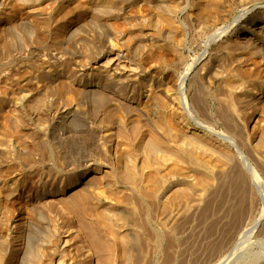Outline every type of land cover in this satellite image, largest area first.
<instances>
[{
	"label": "rangeland",
	"instance_id": "1",
	"mask_svg": "<svg viewBox=\"0 0 264 264\" xmlns=\"http://www.w3.org/2000/svg\"><path fill=\"white\" fill-rule=\"evenodd\" d=\"M25 1L27 2V4L28 3L32 4L36 9L46 8L45 10L55 7L56 5H58V3L64 4V2L65 3L66 1L68 2V0H25ZM80 1L83 2V0H80ZM88 1L92 6L94 7L99 6L100 9L101 8L103 9V6H104L103 10H105V8L107 7L108 8L112 7L113 4L117 0H86V1L84 0V2H88ZM122 1L125 4V7H127V9L129 8L130 10H134L138 8L140 9L141 5H143L142 7L145 8V11H143L144 14L141 13L142 14L141 17L145 23V26L147 27L153 26L151 28L153 29L155 28L158 31H160L159 29L161 30L170 29V26L173 25L174 27L183 29L186 34L185 41L180 48L182 52L180 51L181 53L179 54V57L177 56V59L179 58L177 61L179 62L180 60V63L178 64V70H177L178 72H176V75H174L175 78H177V76L179 77L182 71L191 67L187 75V78H186V84L183 89L184 91H182L181 86H179L180 85L179 82L178 83L175 82L173 84L172 91L167 90L165 87L157 83L156 85H154L155 91L158 94H159V91L160 92L162 91L164 96L167 95L168 100L170 99L168 103L170 102L169 106H171L170 107L171 109L173 108L171 110L173 112V116L172 115L171 116L173 119H175L174 121L176 122L175 123L176 127L174 131L178 132V133L176 132L177 137L175 138L172 137L173 135L168 136L167 133H164V135L165 134L167 135L166 136L167 138L164 137L166 138L165 140L167 142L169 141L168 143H170V144L168 143L166 144L164 143V144L170 145V146L172 145L171 147L172 148L174 147L176 149L178 147L179 148H183V147L189 148L191 144L189 143L190 144L189 145L187 141L191 139L190 137H194L191 140L192 141L195 140V142H198V143H197V146H196V143L193 145L194 147L196 146L195 149L194 147L192 148V146L191 148L194 149V151H196L197 153L202 154L203 152V155L207 154L209 157L213 155V157L215 158L213 160H216V156L220 155V153L223 154L227 152L226 154L232 155L231 156L232 165L234 164L235 166L240 168L242 171L244 170L243 172L247 176H249V180H250L249 188L251 190H249V196L251 195L253 200L252 198L249 197L250 200L252 201L250 203V200H249L248 206L250 208L247 207L245 211L247 212L246 219L253 220V218L258 219L259 216L261 217L258 227L255 229V231L252 232V234L250 232V227L253 226V223H251L250 225V224H247V223H250V221H246L245 223L246 225H244L243 229L239 232L240 234H236V237L234 236L228 237L229 240L228 238H226V241H227V242L225 241L226 244H224L223 242L222 247L219 245L220 248H218V246H216L218 235H216V232L214 233L211 231L212 228L216 227L213 221L216 218H213L212 216L211 217L207 216L208 213H205L206 212L205 208H207V206L205 205H207V203H204V202H207V200L209 199V196L211 195V188L215 189L217 186L216 184H218L216 182L219 181V183H221V180L225 179V177H223L224 175L222 174H224L225 171L228 172V170L230 169L229 167H232V165L229 166V164L226 163L227 162L225 160L226 157L224 156H223L224 158L223 157H221L222 159L217 158L218 160L212 162L214 166H212V163L210 162L209 165L211 166V168L210 166H208L209 169H207L208 167L205 168L206 166H204L201 170L199 169L200 171L192 170V172H189L191 170L190 168L188 169V166L184 164H181L180 166V164H177L176 170L177 171L179 170L178 172H176L178 174L175 173L177 178L174 174H172V177L170 179L171 180L173 178L174 179L171 183V187H169L167 189L168 191L166 190V192H169L170 194L168 196H170L171 193L175 192L174 190L181 189L183 191L185 186H188L186 187V189H188L189 192L188 190H186L188 193L187 194L185 190H184L185 193L183 191V194L186 195L185 196L186 198H184V200L182 201L186 202L188 198L187 201L189 203L187 202L186 204L184 202L185 203L184 204L180 202V205L178 204L177 206H174L173 215L175 217L173 216L172 217L173 219L171 218V220H169L168 222L169 226L166 223V227L168 228L164 227L166 229H171L169 228V227H172L171 222L173 226H175V228L173 227L175 230H173L172 232L174 233V235H176L175 236L176 243H175L174 250H173L174 260H171V264H233V262H235L237 259H240L238 258L240 257L238 255H241L242 253L247 252L249 248H251L249 249V251H254L255 249L256 252L257 251L260 252L261 248L262 250L264 249V242H263L264 239L262 236V230L264 229V216L263 215L261 216L262 213L264 214V194H263V191H264V182H263L264 181V176H263L264 175V167H263L264 166V159H263L264 158V148H262V146L264 147V142H263L264 141V136H263L264 135V110H262L263 108H260V105L262 104V102H264V94L262 93L258 96L257 95L255 96V94L253 95V90L252 91L249 90L248 92L252 94V96H249L247 92V95H244V99L243 98L241 99L239 97V99H237V101L239 100L237 103L240 105L243 104L242 109H244V113H246L245 114L246 116L244 119L240 118L242 116L241 115L242 111L241 112L240 110L238 111V108L234 107V105H230L229 101L226 100L230 97V94H228V92H230L229 88H227L226 86L228 82L227 79L230 77L228 74L227 67H228L229 61H231V59L227 57L228 55L226 53L229 50H231L233 46H234L233 49L239 48L240 46H242V39L238 38V33L241 30L244 31L247 20L248 21L249 20L258 21L264 25L263 23L264 22V0H255V1L252 0L253 2L250 0L251 1L250 3L247 2L249 0H235L233 4L231 3V5L228 6V9L230 10L232 9L231 11L229 10L230 11L228 13L229 15H225V16H223L222 13L219 12V10L214 11V8L213 10L212 8L206 9L205 3H199V1L197 0H177L176 4L177 3L178 4L175 10H171L170 9L171 7L169 8L168 4L157 2L154 0H122ZM198 7L203 10L199 9ZM208 10H212L209 12L211 15L208 14ZM201 11L203 12V14ZM216 13H217V16H216ZM173 20L174 22H172ZM104 21L106 23L107 22L109 23L108 24V26L110 25L109 28H106L107 26L106 27L104 26L106 29H103L104 27L95 28V26L93 25L87 26V24L84 26L85 28H83V30L79 34V37H85L86 38L85 40H87V43L85 44L86 46L84 47L85 51L82 53H79L77 55L65 54L62 56V54H60V52L58 51L60 48V45L58 44L57 40L51 39V36L49 35L48 30L46 31L40 30L39 34L43 38H45L46 43L43 44V46L37 50L38 52V53L36 52L37 55L32 54L28 57L29 59L27 58L25 59V61L18 62L16 60L13 62L12 61L9 62L8 65L5 64L7 65L5 67L0 66V94L5 89L12 90V88L14 87L13 91L15 90L16 91H15V94L12 93L13 94L12 99L18 102V103L16 102L17 103L16 106H1L0 105V177L4 179L5 178L9 179L11 181H15L18 178L21 181L23 177L24 180L22 179V183L25 182L27 185L25 183L22 185V183L20 182L21 186H20V190L18 191V193H21L22 189L23 190H25V188L28 189V186L31 187L30 195H27L22 201H20L19 204L10 205V207L8 208L9 210L7 209L8 211H6V214H7V217L11 219V220L9 219L10 227L12 226L11 228H16L20 225H24L25 224L24 222L29 221L30 218H31V221L34 220V223L36 224V225L34 224L36 226V229H34V234H35V238H37L36 239L37 241L35 240L34 242L35 244L36 243L39 244V240H42L44 238L43 236H46L45 234L48 235V233L50 234L53 233L54 235H56L55 233H57L56 235L57 240L55 239L54 240H55V243L57 242L56 244H58V248L60 250L66 251L67 253V256L65 259L66 262L70 261V258L71 256H73V253H74L76 255V260H77L76 264H95V263L100 264V261L98 260L99 257L97 256L98 253L96 252L97 247L92 241V238L88 237L89 236L87 234L88 232H85V231H89V229H87L88 227L85 226L87 225L85 221L88 220L90 221L88 222V224L89 223L92 224V222L97 223L99 219H101L100 221L103 224L100 221L98 223L99 225L102 224L101 227L105 225L102 228L104 229L106 227L107 229L105 228V231L107 230L109 231L108 233L110 236L109 240L113 239L114 236H119V238L122 239L123 236L120 237V235L126 234V243H128L126 244L127 246L126 253H128V255L131 258L127 254L126 255L128 257L121 256L122 253L123 255H125V253L117 251V253L114 252V254L116 253L117 256L119 255L120 256L118 258L115 255L114 257L116 260L114 259L115 261H113L112 259L113 261V263L111 262L112 264H116V263L123 264L122 261L124 262L125 260L126 262L127 261L128 262L127 263L124 262V264L125 263L129 264V262L130 263L132 262L130 260L133 259L134 255L135 257L138 255L139 257L144 256L146 258L147 256L146 254L150 255V256L148 255L146 260H148V258L149 259L151 258L152 262L154 261L153 264L154 263L155 264H162V263L168 264L166 260L167 252L163 250V251H159L157 254L149 253L150 251L147 250L149 249L148 248L149 244L147 245V243L149 242H147L146 239H145L146 241L145 240L143 241H145L144 244L147 245L148 247L146 246L145 248V245H143L145 248L144 250H146L145 254H143L144 250L142 251L141 249L142 247L141 242H140L141 238H139L138 236L140 228L138 227L139 229H137V226H135V224L128 225V221H126L127 206L125 204L126 201L124 202V197L126 196V157L129 158L130 155H129V152H127L129 147H127L126 145V136L119 134L120 130H121V133H124V134L126 133L125 131L126 119H127L126 118V95L124 98H121L118 95L110 94V98L102 97V99H100L99 96L96 97L95 95H93V93L87 94L85 92V87L77 83L76 78L73 79L71 77H68L69 74L63 75L61 77L54 78V81H52L50 88H49V89L51 88L52 89L49 90L48 96L46 98L47 104L49 106L48 105L46 107L43 106V108H46L45 110H48V111L42 114L43 115L42 120L41 119L37 120L33 118L34 117L33 113L35 111L32 110L33 111L32 112L31 109L27 110V108L24 105H22V99L24 97V94L27 92L21 91L20 89L22 88H18L17 87L18 84L15 85V83H17L18 81H21L22 79L30 75L34 82L33 85L35 87H38L42 82L40 81V78L36 76L37 72L35 73L34 69H37V67L38 69L39 68L43 69L44 67L49 66V65H51L53 68L54 67L60 68L63 64L64 65L67 64L70 67L74 66L75 69L73 70L75 72H77L78 70L77 67L84 66L86 67V71H85L86 77H88L89 75L95 76V75H99L102 73L114 72L116 75H119L122 78H126V75H136L140 73L141 68L139 69L138 66L135 67V65H133L130 60L128 61L129 58L131 59L135 57L134 53H130L129 48L131 49L133 45L136 44L137 42L136 30L127 20H126L127 21L126 26L127 25L129 26L126 29L128 28L129 29L126 30L125 28H123L122 23L124 21V18L120 16L119 13H115V11H111L110 13H108L106 18H104ZM198 23H200V25ZM155 29L154 31L158 32ZM53 30L51 31V33H53ZM105 32L108 33L111 37H114V41L117 43V45L125 51L123 52L122 56L121 55L119 56L115 52L112 54H105L103 56L100 55V51L102 50L101 46L103 45L101 44L102 39L100 36L103 37V35L106 34ZM127 37H129L130 40ZM226 45L227 47H225ZM142 46L137 47L139 50L136 49L135 51L138 59H139V56L142 57L146 53V50L143 49L146 47H144V45ZM98 50L99 52H97ZM126 50H128L127 59H126ZM223 50L226 52H224ZM223 53L226 56H223ZM170 56L174 57L175 55H170ZM217 57H221L220 63L223 62L221 63V66L219 62H217V64L213 66L214 62L212 61H214V59L217 60ZM259 58L257 57V59ZM131 65L133 66L131 67ZM211 65L215 67L216 69L220 68L219 69L220 71L218 70L219 71L218 73L219 74L221 73L220 79L217 81L218 84L216 82L214 85L213 83L211 85V84H208L207 82L208 76L210 73L209 70L212 69ZM140 74L144 75L145 71H141ZM202 84H204V86ZM174 87L176 88V90ZM187 87H188V90H187ZM208 87L209 88L213 87L212 88L213 90H210ZM242 87L244 86H240L236 88V91L240 92ZM206 88H208L207 90H210V93L212 95L211 94L209 95L205 91ZM123 91L126 92L124 89ZM179 91L181 95L184 92L183 98H185V100L184 101L182 100L181 103H184L185 105L180 104V102L177 101L179 100L177 99L178 97L176 98L172 97V96H176L175 93ZM203 91L205 93H203ZM213 91L216 94L219 93L217 95H219L220 97L215 95L217 98L218 97L220 98V99H217L219 102L215 100V98H212L214 95ZM201 92L203 93V95H201L202 94ZM145 94H147V92ZM206 94L208 95L206 96ZM190 96H193L194 99H192L193 97H190ZM198 96L200 99L199 101L202 103V105L198 101ZM203 96H206V99L205 97L202 98ZM144 97L142 100L143 104H140L139 106L140 109L143 111L142 113H144V107L146 104L145 102H147V99H148V97H145V98ZM193 100H195V102ZM240 100L243 102H241ZM224 102L225 104L223 106ZM260 102H261L260 105H255V104H259ZM131 104L138 105L139 103L135 102ZM227 105L229 106L228 108H227ZM256 106L258 108H256ZM254 108H256L257 110L256 109L253 110ZM110 110L111 112L114 113V117H115L114 119L111 118V121L108 115V111L110 113ZM141 110L139 111L141 112ZM160 110L161 109H158L157 110L158 113L157 112L155 113H157V115L158 114L160 115ZM28 111H30L31 114ZM222 111L224 112L225 115L223 114ZM253 111L255 112L257 111V112L253 114ZM135 112L136 113L133 112L134 115L131 113V116L129 117L128 119L129 121L127 123L128 125L130 124V126H132V124L133 125L136 124L139 130L145 131V135L143 137L144 139H142L141 142H143V144H147L148 139H150L149 137L151 136L149 133L152 130V128H150L151 125L153 124V122L154 124L156 123L159 125V123H157V119L159 115L157 116L155 114L153 117H156V118H153L152 123L149 122L150 123L149 124L145 121L144 115H142L138 111H135ZM163 112H161L162 114L160 115V117H162L165 114V113L163 114ZM64 113L67 116L68 115L73 116L76 113H78L75 116L79 115V117H81V120L80 119L78 120L81 121L79 125L81 124L80 131L81 130L82 131L80 132V136H77L78 138L75 137V141H74V138L66 136V133L61 128L62 127L61 125H63L65 117H66ZM106 114L108 117H106ZM206 114H209V115H206ZM184 116L185 117L187 116V118H185L186 121L182 120V118L184 119ZM224 116L227 118L233 117L234 120H236L240 124L242 122V126L243 128H245L244 131H245V136L247 139L246 147L243 146L244 144L243 145L240 144L242 142H240L239 138H236V135L229 129L227 123L225 124ZM187 120L191 122L190 123L191 126L185 125ZM220 120H222V122ZM140 121H141V124L144 121V124H142V126L140 125ZM196 122H199L200 125ZM145 124L148 127L147 129L145 128L146 127ZM122 126H124V128H122ZM143 126L144 128H142ZM192 126H196L197 128H199L200 133L197 132L196 130H193ZM227 128L229 130H227ZM123 130L125 132H123ZM146 130L149 132H147ZM79 137H80V141H79ZM173 138L176 140V142ZM72 140L75 143L77 142L76 143L77 148H74L72 146V144L74 143ZM77 140L80 142V144ZM81 140L83 142H81ZM70 142H73V143L70 144ZM260 142L263 144H261ZM198 145L199 146L201 145L202 147L201 146L198 147ZM44 147H46L47 149ZM50 147L53 149L52 151ZM45 150H48V151L45 152ZM76 150L78 152H76ZM61 159L62 161H60ZM130 159L131 158H129L128 160ZM220 160L221 161L224 160L226 162L224 161L221 162ZM58 161L61 162L62 164L61 163L59 164ZM140 161H142L141 158L139 159L138 162ZM91 162L94 163L93 164L94 172L87 175L84 183H78L76 186L72 187L71 189L66 190L65 180L68 178V176L70 177L72 175L71 177L72 178L74 177L76 179V176H78V172L80 173L84 171L88 167L87 163H91ZM216 162L218 163V165L216 164ZM141 164L142 162L140 163V165ZM222 166H224L223 169H221ZM262 167H263V170H262ZM214 168H216L217 170L216 169L214 170ZM251 168H252V171L255 169L258 172V174H260V177L263 181H260V182L259 181L253 182V180L251 181L252 177L250 176H251V173L253 174V172L251 171ZM203 169L212 171L214 174H218V177L217 175L215 176L216 179L214 178V180H210V182L212 181L214 185L212 183L210 184L208 183L211 188L207 184H205L206 183L205 177L208 176L207 173H210V172L206 171V175H205L203 173ZM194 171L196 172V174ZM203 175L205 177H203ZM219 175H222V176L219 177ZM202 177L204 178V180ZM218 178L220 180H217ZM201 181H204L202 183L208 186V190L210 191L205 190L206 191L205 193L204 190H199L203 188V187L201 188V186H203V184L201 185L200 183ZM191 183L194 184L195 186L192 185ZM197 185L198 187H196ZM192 187H194V189ZM181 190H177L178 191L177 193H179V191L180 193H182ZM195 191L198 192L199 194L196 193ZM189 193L191 197L187 196L189 195ZM192 196H196L197 198L192 197ZM181 204H184V205H181ZM37 205H40V206H37ZM30 206H32V208H30ZM180 206L181 207L183 206V208H181ZM35 208L38 209L39 214L33 211ZM177 209H179V212L177 211ZM35 211L37 210L35 209ZM109 211H111L110 212L111 214L109 213ZM108 213L111 216L113 215L112 218L116 217L115 222H114L115 226L113 225V223H111L114 221V218L113 219L111 218L113 221L110 220V218H106V217H111L110 215L106 216L108 215ZM32 214L34 215L32 216ZM103 214L105 217L103 216ZM38 215L40 219L37 218ZM92 220H95V221H92ZM215 222L218 223L217 221ZM150 226L159 228L156 222ZM56 227H57V232H53V231H56ZM53 228H55V230ZM61 236L65 237L66 239L65 243L63 242V244L60 243V239L62 238ZM87 240H89L90 242ZM138 240L139 242H137ZM163 240L164 238L162 239V241ZM224 245L226 246L224 247ZM129 246L131 247L129 248ZM223 247H224V250H223ZM128 248L130 252L128 251ZM211 248L213 251L211 250ZM214 248L216 250H214ZM220 249H222L223 251L218 252ZM235 249L237 250L238 253L237 252L235 253L236 251ZM121 257H123L122 258L123 260L120 261ZM145 258H143L144 261H145Z\"/></svg>",
	"mask_w": 264,
	"mask_h": 264
},
{
	"label": "bare ground",
	"instance_id": "2",
	"mask_svg": "<svg viewBox=\"0 0 264 264\" xmlns=\"http://www.w3.org/2000/svg\"><path fill=\"white\" fill-rule=\"evenodd\" d=\"M154 1L168 4V7L169 8L171 7L170 8L171 10H175L177 7V4H178V3L176 4L177 0H154ZM197 1H199V3H205L206 9L212 8V10H213V8H214V11L219 10V12L222 13L223 16H225V15H229L228 13L232 9L231 10L228 9V6L231 5V3L233 4L235 0H197ZM251 1L249 0L247 2L250 3ZM154 3H156V2H154ZM142 6L143 5H141L140 9L138 8V9L130 10L128 8L129 9L128 10L127 7H125V4L123 3L122 0H119V1L117 0L113 4L112 7H110V8L107 7L108 9L105 8V10H103L104 9V6H103V9L101 8L102 9L101 10L99 8V6L98 7L92 6L89 3V1L84 2V0H83V2H82L80 0L79 1L78 0H68V2L66 1V3L64 2V4L58 3V5H56L55 7H52L51 9L47 8L48 10H45L46 8L45 9L44 8L36 9L32 4H30V3L27 4V2L25 0H0V64H1L0 66L5 67L11 61L12 62L16 61V60L18 62L25 61V59H27L30 55H32V54L37 55V53H38L37 50L39 48H41L43 46V44L46 43L45 38H43L39 34L40 30L41 31L42 30L43 31L48 30L49 35L51 36V39L57 40L58 44L60 45V48L58 51L63 56L65 54L77 55L79 53L84 52L85 51L84 47L86 46L85 44L87 43V40H85L86 39L85 37H79V34L81 33V31L83 30V28H85L84 26L87 24V26L93 25V26H95V28H103L104 26L105 27L107 26L106 28H109L110 25L108 26L109 23L108 22L106 23L104 21V18H106L107 14L110 13L111 11H115V13H119V15L124 18V21L122 23L123 28L126 29L129 26V25L126 26L127 21L133 26V28L136 30L137 42L135 41L136 44L133 43L134 45L131 49L129 47H127V48H129L130 53H134L135 57H137V54L135 53L136 49H138L137 47L144 45V47H146V48H143V49L146 50V53L144 52L145 54L142 57L139 56V59H138V57L135 58L133 56L134 58H131V59L129 58L128 61L130 60L131 63L133 65H135V67L138 66L139 69L141 68V71H145L144 75L143 74L141 75L140 74L141 71H140V73H138L136 75H126V78H122L119 75H116L114 72H109V73H102V74L95 75V76L89 75L88 77H86V74H85L86 67H84L82 65H81L82 67H77L78 68L77 72H75L73 70V69H75L74 66L70 67L67 64L66 65L63 64L62 65L63 67L61 66L60 68L59 67L53 68L51 65H49V66L44 67L43 69H41V68L38 69V67H37V69H34V72L35 73L37 72L36 76L38 78H40V81L42 82L38 87H35L33 85L34 82H33L32 77L30 75L25 77L21 81H18L17 83H15V85L18 84L17 87L22 88V89H20L21 91L27 92L24 94L23 99L20 97L22 99V105H24L27 108V110H30V109H31V111L34 110L35 112L33 113L34 114L33 118H35L37 120H40V119L42 120V117H43L42 114H44L45 112L48 111V110H45L46 108H43V106L46 107L48 105L46 98L48 96L49 90L52 89V88L49 89L52 81H54V78L61 77L63 75L69 74L68 77H71L73 79L76 78L77 83H79L80 85L85 87V92L87 94L93 93V95H95L96 97L99 96L100 99H102V97H105V98L109 97L110 98V94L118 95L121 98H124L126 95V118H127L126 119V127H125L126 133L125 134L121 133V130L119 132V134L126 136V145H127V147H129L127 152H129V155H130L129 158H131L130 160H128L129 158L126 157V196L124 197V202L126 201L125 204L127 206V208H126V221H128V225L135 224V226H137V229L140 228L138 236H139V238H141L140 242H141V246H142L141 247L142 251L146 248V246L148 244H149V247L148 246L147 247L149 249H147V250L150 251L149 253H152V254L156 253L157 254L159 251L164 250L167 252V254H166L167 256L165 255L167 258L166 259L167 263L171 264V260H174V255H173L174 251L173 250H174V246L176 243V237H175L176 235H174V233L172 232L173 230H175L174 229L175 226H173V224L171 222L172 227H169L171 229H166V228H168V227H166V223L168 225L169 220H171V218L174 216L173 215L174 214V206H177L178 204L180 205V202H182V203L185 202V201H182V200H184V198H186L185 197L186 195L183 194V191L188 190V189H186V187H188V186H185L184 189L181 187L183 189V191L181 189L176 188L177 190H181L182 193H180V191H179V193H177L178 192L177 190L172 189L176 193L175 192L171 193L170 196H168L170 193L166 192V190L169 187H171V183L174 179V178L172 180L170 179L172 177V174L175 175V173L179 171V170L178 171L176 170L177 164H180V166H181V164L188 166V169L190 168V170H191L189 172H192V170L198 171L199 169L201 170L204 166H206L205 168H207L208 166H210L209 165L210 162L212 163L218 159H222L221 157L224 156V157H226L225 160L227 162L224 160L223 161L228 163L229 166H231L232 165V163H231V160H232L231 156L232 155L226 154L227 152L223 153V154H221L219 152L220 155L216 156V160H213V159H215L213 157V155L212 156L210 155L211 157H209L207 154L203 155V152H202V154L197 153L196 151H194V149L197 146L198 142H195V140L192 141L191 139H193L194 137H190L189 135L188 136L191 139L187 142H188V144L189 143L191 144L192 148L194 147L193 145L196 143V146L194 147V149H192L191 146L190 147L188 146L189 148H184V147L179 148L178 147L176 149L174 147L172 148L171 147L172 145L171 146L165 145L169 141L167 142L165 140L167 138L166 137L167 135L166 134L164 135V133H167L168 136L173 135L172 137H174V138L177 137L176 136L177 131L176 132L174 131L175 127H176L175 126L176 122L174 121L175 119L172 118L173 112L171 110L173 108L171 109L170 108L171 106H169L170 102L168 103V101H170V99L168 100V96L167 95H166L167 97L164 96L162 91L161 92L159 91V94H158L155 91L154 85H156V83H157V84L165 87L167 90L172 91L173 90V84L175 82H177V83L179 82V84H180L179 86H181L182 91H184L183 89H184L185 84H186V78H187V75H188L191 67L190 68L185 67L187 69L182 71L181 74L179 75V77L177 76V78H175L174 75H176V72H178L177 70H178V64L180 63V60H179V62L177 61L179 59V58L177 59V56L179 57V54L182 52L180 50V48L185 41V35L186 34H185V31L183 29L174 27L173 25L170 26V29H166V30H161L158 28L160 31H158L157 29L154 28L158 32L154 31V29L151 28V27H153L151 25H150L151 27L145 26V23L141 17L142 16L141 13H143V11H145V8H143ZM149 6H151V5H149ZM197 6H199V5H197ZM199 9H201V8H199ZM201 10H203V9H201ZM212 10H208V14H210L209 12ZM202 14H203V12H202ZM216 16H217V13H216ZM211 17H213V16H211ZM172 22H174V20ZM198 24L200 25V23H198ZM245 25H246V27H245L244 31L241 30L242 32L239 31V33H238V38L242 39V46H240L239 48H235V49H233L234 48V46H233V48H232L233 50L231 49L226 53L228 55L227 57H229V59H231V61H229L228 67H227L228 74L230 77L227 79L228 82H227V86H226L227 88H229L230 92H228V90H227V92H228V94H230V97L226 100L229 101L230 105H234V107L238 108V111L239 110H240V112L242 111V114H241L242 116L241 117L239 116L242 119L245 118L246 113H244V109H242L243 104L242 105L238 104L237 102L239 100L237 101V99H239V97L241 99L242 98L244 99V95H247V92L249 90L250 91L253 90V95L255 94V96L256 95L258 96L262 93L264 94V25L258 21H253V20L252 21L247 20ZM105 27L103 29H106ZM243 28H244V26H243ZM53 29H55V30H53ZM128 29H126V30H128ZM52 30H53V33H51ZM126 35H127V33H126ZM100 37L102 39L101 44H103L101 46L102 50L100 49L101 50L100 51L101 56H103L105 54H112L114 52L117 53L119 56L123 55V52H125V51L117 45V43L114 41V37H111L108 33L104 34L103 37L102 36H100ZM127 38H129V37H127ZM129 40H130V38H129ZM237 40H239V39H237ZM225 47H227V45ZM127 51L128 50H126V59L128 58ZM97 52H99V50ZM224 52H226V51H224ZM170 55H175V56L171 57ZM129 56H130V54H129ZM223 56H226V55H224V53H223ZM131 57H132V55H131ZM257 57L258 58L260 57L263 62L261 61L260 58H259L260 60L257 59ZM217 60L214 59V61H212V62H214L213 66H215L217 64V62L220 63L221 57H217ZM221 63H223V62H221ZM221 63H220V66H221ZM5 64H7V65H5ZM133 65H131V67ZM179 66H181V65H179ZM213 66H212V69L209 70L210 73H209L208 80H207L208 84H211V85H212V83L214 85L220 79V74H221V73L220 74L218 73L220 71L219 70L220 68H218L216 66L218 68V69H216ZM135 69H137V68H135ZM206 70H204V71H206ZM221 70H223V69H221ZM205 77H207V76H205ZM217 84H218V82H217ZM202 85L204 86V84H202ZM240 86H244V87H242L240 92L236 91V88H238ZM88 87H90V88H88ZM206 87H207V85H206ZM13 88H12V90L11 89L10 90L5 89L3 92H1V94H0V105L1 106H16L17 105L18 102L14 101L12 99V97H13L12 93L15 94V91H16V90L13 91L14 90ZM208 88H206L205 91L210 95L211 94L210 90H213L212 89L213 87L209 88L210 90H207ZM123 89L126 92H124ZM175 90H176V88H175ZM187 90H188V87H187ZM237 90H239V89H237ZM146 92H147V94H145ZM177 93H175L176 96H172V97H175V98L178 97L177 99H179V100H177V99L176 100L178 102H180V104H184V103H181L182 100L183 101L185 100V98H183L184 92L182 93V95H181L180 91ZM203 93H205V92L203 91ZM203 93L201 95H203ZM11 94H12V96H11ZM208 94H206V96ZM213 94L214 95L212 98H215V100L220 99L219 98L220 96L217 95L219 93L216 94L213 91ZM248 94H249V96H252V94H250L249 92H248ZM215 95H217L219 97L217 98ZM144 96L148 97V99H147V102H145L146 104L144 107V113H142L143 111L140 109L139 106H140V104H143L142 100H143ZM206 96H203L202 98L205 97V99H206ZM190 97H193V96H190ZM192 99H194V97ZM199 100L200 99L198 96V101ZM193 101L195 102V100H193ZM135 102L139 103V104L138 105L137 104H135V105L131 104V103H135ZM186 102H187V100H186ZM241 102H243V101H241ZM236 103H237V105H236ZM220 104H221V102H220ZM224 104H225V102L223 103V106H224ZM260 104H261V102L259 104H255V105H260ZM201 105H202V103H201ZM261 105H262V107H261ZM261 105H260V108H263L262 110H264V102H262ZM197 107H199V106H197ZM203 107H204V105H203ZM228 107L229 106L227 105V108ZM216 108H217V106H216ZM222 108H224V107H222ZM256 108H258V107L256 106ZM256 108H254L253 110H255ZM158 109L162 110V111L160 110V115L162 114L161 112H163V111H164L163 114L164 113L165 114L162 117H160V115L158 114L159 117L157 119V123H159V125L156 123L154 124V122H153V124H152L153 126L151 125V127H150V128H152V130L150 129L151 132L146 130L147 132L150 133L151 136L149 137L150 139H148L147 144H143V142H141V140L144 139L143 137L145 135V131L139 130L138 126H136V124H134V125L132 124V126H130V124L128 125V123H127L129 121L128 119L131 116V113L134 115V113H136L135 111H138L139 113L144 115V117H145L144 119L147 123H149V122L152 123L153 118H156L153 116L155 114L157 115ZM139 110H141V112ZM28 112H30V111H28ZM155 112H157V113H155ZM204 112H206V111H204ZM207 112H209V111H207ZM256 112L253 111V114ZM30 114H31V112H30ZM76 114H78V113H76ZM223 114H224V112H223ZM75 115H73V116L72 115H68V116L66 115L64 123H63V125H61L62 126L61 128L66 133V136L74 138V141H75V137L80 136V132L82 131V130L80 131V125L81 124L79 125V123L81 122L80 121L81 117H79V115H77V116H75ZM108 115H109L110 121H111V118L112 119L115 118L114 113L111 112V110H110V113L108 111ZM175 115H176V113H175ZM206 115H209V114H206ZM221 115H222V113H221ZM106 117H108L107 114H106ZM139 118H140V116H139ZM185 118H187V116L186 117L184 116V119L182 118V120L186 121ZM232 118L233 117H231V118L225 117V119H224L225 124L227 123L229 129L236 135V138H239L240 142H242L240 144H242V145L244 144L243 146L246 147V142H247L246 140L247 139H246L245 131H244L245 128H243L242 122L240 124L236 120H234V118L233 119ZM78 119H80V120H78ZM217 119H218V117H217ZM220 121L222 122V120H220ZM190 123L191 122L189 120H187L185 125H190ZM196 123L199 124V122H196ZM142 124H144V121ZM142 124L140 121L141 126H142ZM144 126L142 128H144ZM122 128H124V126H122ZM142 128H140V129H142ZM145 128L146 129L148 128L147 125ZM192 129L199 132V128H197L196 126H192ZM229 129L227 128V130H229ZM125 131L123 130V132H125ZM194 134H195V132H194ZM230 135H231V133H230ZM82 136H81V138H82ZM164 137H166V138H164ZM79 141H80V137H79ZM262 141H263V139H262ZM73 142H70V144ZM81 142H83V141L81 140ZM175 142H176V140H175ZM200 142H199V144H200ZM76 143L74 142L72 144V146L74 148H77ZM79 144H80V142H79ZM168 144H170V143H168ZM171 144H172V142H171ZM261 144H263V143H261ZM52 146H53V144H52ZM200 146L198 145V147H200ZM44 148H46V147H44ZM84 148H83V150H84ZM242 148H244V147H242ZM262 148H264V147L262 146ZM52 150L53 149L51 148V151ZM77 150H76V152H78ZM79 150H81V149H79ZM46 151H48V150H45V152ZM262 151H263V149H262ZM205 152H206V150H205ZM52 154H54V153H52ZM224 154H226V155H224ZM51 157H52V155H51ZM140 158L142 159V161L138 162ZM62 159L60 161H62ZM63 161H65V160H63ZM223 161H221V162H223ZM141 162H142V164L140 165ZM60 163L61 162H59V164ZM93 164H94L93 162L87 163L88 167L84 171H82L80 173L78 172V176H76V179L74 177L72 178L71 177L72 175L70 177L68 176V178L65 180L66 190L71 189L72 187L76 186L78 183H84L87 175L94 172ZM216 164L218 165L217 162H216ZM261 164H262V162H261ZM212 166H214L213 163H212ZM223 167L224 166H222L221 169H223ZM263 167H262V170H263ZM210 168H211V166H210ZM229 168H230L229 170L227 168L228 172L225 171L226 174L224 172H223L224 174H222V175H224L223 177H225V179H222L223 181L221 180V183H219V181L216 182L219 185L216 184L217 186L215 189L211 188L209 184L212 183V181L210 182V180H214L216 175L218 177V174H214L212 171L203 169V173L205 175H206V171L210 172V173H207L208 176H206V177L203 175V177L206 178L205 184H207L211 188V195L209 196V199L207 200V202H204V203H207V205H205V206H207V208H205L206 209L205 213H208V215H207L208 217L212 216L213 218H216L215 220L212 219L214 221V224L216 227L212 228L213 230L211 229V231L214 233L216 232V235H218V237H217L218 240L216 243V246H218V248H220L219 245L222 247L223 242H224V244H226V242H227L226 238L232 237V236L236 237V234H240L239 232L243 229L244 225H246L245 224L246 221H250V223H247L250 225H251V223H253V226L250 227V232L252 234V232L255 231V229L258 227V224L260 223V220H261L260 216H259L260 218L258 217V219L257 218L256 219L253 218V220L246 219L247 218V216H246L247 212H245V211H246L247 207H249L248 203H249L250 198H252L251 195L249 196V190H251L249 188L250 187L249 186V181H250L249 176H247L243 172L244 170L242 171L240 168H238L234 164L232 165V167H229ZM207 169H209V167ZM215 169L216 168H214V170ZM185 170H184V172H185ZM251 171H252V168H251ZM252 172H253V174L250 172L251 173L250 177L253 178V179L251 178V181L252 180H253V182L254 181H256V182L257 181H259V182L263 181L260 177V174H258V172L255 169ZM176 174H178V173H176ZM195 174H196V172H195ZM222 175H219V177ZM176 178H177V176H176ZM22 179H23V177H22ZM22 179H21V181L19 178L15 181H11L9 179H6V178L4 179V178L0 177V264H76L77 260H76V255L74 253H73V256H71L69 262L65 261L66 256H67L66 251L60 250L58 248V244H56L57 242L55 243V240H57V236H56L57 233H55L56 235H54L52 232H51L52 234H50V233H48V235L45 234L46 236H43L44 237L43 239L40 238L42 240H39V244L36 243L37 244V246H36V244L34 243L35 240L37 239V238H35V234H34V229H36V226H35L36 224L34 223L33 219H32L33 221H31V218H30L29 221L24 222L25 223L24 225H20L16 228H11L12 226L10 227V222H9L10 218L7 217L6 211L9 210L8 208L10 207V205L19 204L20 201H22L27 195H30V193H31V190H30L31 187L30 186H28V189L27 188H25V190L22 189L21 193H18V191L20 190V186H21L20 182L22 183ZM178 180H176V181H178ZM203 180H204V178H203ZM217 180H220V179L218 178ZM193 182H195V181H193ZM202 182H204V181L200 182L201 185L203 184ZM24 183L25 182H23L22 185ZM166 184H167V186H166ZM205 184H203V186H201V188L203 187L204 189L203 188L202 189L198 188V189L204 190V192L206 193L205 190H208V186H206ZM192 185H194V184H192ZM172 186H174V185H172ZM180 186H182V185H180ZM204 186L207 188H205ZM196 187H198V185ZM192 188L194 189V187H192ZM196 190H197V188H196ZM185 191H184V193H185ZM208 191H210V190H208ZM188 192H189V190H188ZM186 193H187V191H186ZM190 193H189V195H187L188 197H191ZM196 193H198V192H196ZM241 194H243L244 196ZM263 194H264V191H263ZM163 195H165V196H163ZM196 196H192V197H196ZM207 198H208V196H207ZM187 200H188V198H187ZM187 200L185 202L186 204L188 202ZM252 200H253V198H252ZM252 200H250V203ZM184 204H181V205H184ZM32 206H30V208H32ZM37 206H40V205H37ZM181 208H183V206ZM35 209L37 211H35ZM35 209L33 211L38 213V209L37 208H35ZM177 211L179 212V209H177ZM110 212L111 211H109V213ZM109 213L106 216H109L111 214V213L110 214ZM175 213H176V211H175ZM205 213H204V215H205ZM104 214H103V216H104ZM33 215L34 214H32V216ZM177 215H176V217H177ZM262 215L264 216L263 213L261 214V216ZM112 216L106 217V218H110V220H112L114 218V221L112 220L113 222H111L114 225L116 217L112 218ZM217 217H218V219H217ZM37 218L40 219L39 215ZM91 219H89V220H91ZM205 219H207V218H205ZM95 220H96V218H95ZM95 220H92V221H95ZM100 220L101 219H99V221ZM215 221H217L218 223H216ZM88 222H90V221L86 220L85 223H87V225H85V224L84 225L88 227L87 229H89V231H85V232H88L87 234L89 236L86 233L85 234L88 237L92 238V241L94 242L95 246L97 247L96 252L98 253L97 256L99 257V259L98 258L97 259L100 261V264H110L111 262L113 263V261L116 260L114 256L115 255L117 256V254H116L117 251L125 253V255H123V253L122 254L120 253L121 256L126 257L128 255V253H126L127 252L126 251V248H127L126 244H128V243H126V234L125 235L124 234L120 235L121 233L119 234L120 237L123 236L122 239L119 238V236H114L113 239L109 240V237H110L108 234L109 231L108 230H107L108 232L105 231L106 227L104 229L102 228L105 225H103L101 227V225L103 224L101 221H100L102 223V224L100 223L101 225H99L98 222L97 223L92 222V224L91 223L88 224ZM155 222L157 223L159 228L150 226ZM108 223H110V222H108ZM125 226H126V224H125ZM164 227H166V228H164ZM53 229L55 230V228H53ZM129 229H131V228H129ZM53 232H57V227H56V231H53ZM122 233H124V232H122ZM241 233H243V232H241ZM262 236L264 239V229L262 230ZM54 237H56V238H54ZM61 237H60L61 238L60 243L63 244V242L65 243L66 239L63 236H61ZM88 237H86V238H88ZM163 238H164V240H163L164 242L162 241ZM145 239L147 240V242H149V243L146 242L147 245L144 244V242L146 241ZM89 240H87V241H89ZM127 240H129V239H127ZM143 240H145V241H143ZM228 240H229V238H228ZM83 241H84V239H83ZM137 242H139V240ZM231 244H232V242H231ZM143 245H145V248ZM225 246L226 245H224V247ZM130 247L131 246H129V248ZM224 247H223V250H224ZM129 248H128V251H129ZM246 249H248V248H246ZM249 249H251V248H249ZM249 249H248V251L246 250L247 252H245V253L241 252L242 254L238 255L240 257L237 256L240 259H237L235 262L232 261L233 264H264V249L262 250V248H261L260 252L259 251L256 252L255 249H254V251H249ZM211 250H212V248H211ZM214 250H216V249L214 248ZM223 250L220 249L219 251L218 250L217 251L220 252ZM145 251L146 250H144V253L143 252L142 253L145 254ZM114 252H116V253L114 254ZM236 252H237V250L235 251V253ZM76 254H77V252H76ZM130 255H131V253H130ZM146 255H147L146 256V258H147L149 254H146ZM119 256H117V257L119 258ZM142 257L145 258L144 256H142ZM142 257H139L138 255L135 257V255H134L133 259L130 261H132L134 264H153L154 261L152 262L151 258L150 259L148 258V260H146V258H145V261H144V259ZM237 257H235V258H237ZM122 258L123 257H121L120 261L123 260ZM218 258H219V256H218ZM112 259H113V261H112ZM166 260H165V262H166ZM124 262H126V260ZM124 262L122 261L123 264H124ZM131 263L129 262V264H131ZM116 264H119V263H116Z\"/></svg>",
	"mask_w": 264,
	"mask_h": 264
}]
</instances>
